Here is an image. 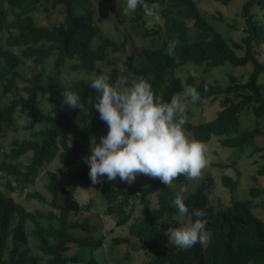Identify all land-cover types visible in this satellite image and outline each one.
Wrapping results in <instances>:
<instances>
[{"label":"trees","instance_id":"16d2710c","mask_svg":"<svg viewBox=\"0 0 264 264\" xmlns=\"http://www.w3.org/2000/svg\"><path fill=\"white\" fill-rule=\"evenodd\" d=\"M50 1L51 6L60 5V17L42 24L35 21L34 8L42 4L47 11L44 0H0L1 93L10 90L12 95L0 103V136L17 126L16 113L28 114L24 128L35 127L29 135L0 141V177L4 178L5 186V190L0 188V264H103V253L95 251L101 237L87 236L89 222L84 217H75L94 206L92 199L78 202L74 194L78 188L93 185L88 176L89 166L83 158L90 155L86 153L91 143H99L100 136L108 131V125L99 119L93 107L98 96L89 86L93 74L108 69L112 81L125 76L129 82L143 76L166 102L181 93L184 85L196 87L201 96L197 104L218 98V107L211 118L196 122L188 118L187 109L186 131L190 136L205 142L214 135L220 145L231 149L252 144L253 137L264 131V124L260 123V119L264 122V78H261L264 75V15L255 17L251 9L264 7V0L241 3L239 13L243 23L238 40L214 30L194 0H146L151 13L156 9L155 3L160 4L161 21L153 22V32H159V39L154 45H141L134 58L124 52L121 57L120 54L106 57L108 52L123 50L125 41L117 43L102 33L95 24L90 0ZM218 1L225 4L229 0ZM147 15L138 7L131 18L143 24ZM216 19L221 16L217 15ZM229 26L233 27L234 23ZM150 32L145 28L141 35L147 36ZM173 39L179 40L175 50L178 61L166 52ZM51 57L52 62L47 64ZM67 60L70 73L77 71L74 74L79 76L62 77L61 68ZM186 62L202 65L204 71L225 62L233 67L248 64L250 69L243 79L239 74L227 72V81L221 85L207 81L202 75L196 78L187 74L181 78L171 73ZM68 83L69 90L80 94L84 111L62 104V93ZM246 109L254 121L251 126L241 128L239 115ZM77 120L82 121L79 126ZM74 130L77 134L68 142ZM253 148L264 149V142ZM81 154L85 155L79 159ZM21 156H25L24 162L20 161ZM54 157L58 165H63L58 167L60 172L45 171V191L33 190L41 165ZM76 159H79V172L70 167ZM102 179L103 184H96L105 201L101 218L115 216L116 225L127 222L126 234L110 240L113 245L128 242L141 249L146 256L144 264H264V221L255 213L251 202L254 196L264 194V186L249 187V199L230 196L228 202L215 206L207 192L213 187V179L206 174L185 194V203L192 220L196 219L191 216L193 209L207 212L206 229L211 239L205 245L182 250L160 247L165 231L181 226L172 204L171 188L159 178L143 174L131 185L121 182L119 177L111 182L106 176ZM187 181L181 175L173 184ZM220 182L229 190L236 187V180L227 174L220 175ZM12 191L25 200L38 198L45 209L25 208L10 194ZM151 193L156 197L153 205L148 203ZM136 204L140 213L134 215ZM41 217L45 220H40ZM184 219L186 222L188 217ZM26 222L31 227L26 228ZM73 243L75 250L68 253ZM119 264L122 263L119 261Z\"/></svg>","mask_w":264,"mask_h":264},{"label":"rangeland","instance_id":"374dc122","mask_svg":"<svg viewBox=\"0 0 264 264\" xmlns=\"http://www.w3.org/2000/svg\"><path fill=\"white\" fill-rule=\"evenodd\" d=\"M45 5H47V11L43 9L42 4H36L34 8V18L37 23H48L59 19V8L60 5L51 6L50 0H44ZM200 10L201 15L212 25L214 30L219 31L223 36L229 37L234 40H238L241 35V25L243 23V17L240 15L239 11L241 8V3L244 0H229L225 4H221L218 0H194ZM91 6L93 8V16L95 24L100 28L102 33H105L108 37L114 39L117 43L123 41V50H119L116 53H109L106 57H112L114 54H120L122 56L123 52L128 54L131 58H134L140 50L141 45H154L159 39V32H153L154 21L160 22L161 18L158 15L159 3H155L156 9L147 15V19L143 24H139L137 20L131 18L132 13L125 15L124 8L127 5V0H90ZM254 12V16L262 18L264 15V7L260 8L253 6L251 9ZM47 15V16H46ZM220 15L221 19H216V16ZM46 16V17H45ZM234 23V26H229V23ZM145 28H148L150 32L149 35L143 36L141 33ZM2 43V39H0ZM69 61H74V59H68ZM68 60L63 64L61 68V75L64 79L74 78L79 76L77 71H72L68 66ZM52 62V57L47 60V64ZM204 66H194L191 62H186L172 70V74L178 75L184 78L187 74H192L196 78L202 75L209 82H216L221 85L225 84L227 81V72L240 75V79H243L247 74L250 66L248 64L231 66L228 63H223L220 65L212 66L203 70ZM70 73V74H69ZM85 75L83 72H79ZM264 78V75H261ZM21 81H17L19 83ZM21 85V84H19ZM0 84V103H5L8 98H10L11 91L7 90L5 93H1ZM186 86L184 85V88ZM183 88V90H184ZM63 98H61L62 101ZM218 98L213 100H203L200 103H189L187 109L189 110L188 118L193 122L199 119H207L213 116L215 108L218 106ZM17 126L15 128H9L2 136H0V141L7 142L12 136H23L28 134L35 127L24 128V124L28 120L27 113H16ZM254 118L248 111V109L243 110L239 115V123L241 128L249 127L253 124ZM82 123L81 120H77V126ZM260 123L264 124L263 119H260ZM75 131V130H74ZM71 132L68 137V142L77 134V132ZM188 133V132H187ZM189 134V133H188ZM94 138L90 141V143ZM264 142V131L256 134L253 137L252 144L243 145L241 148L231 149L227 146H222L218 143L216 136L211 135V137L205 141L208 147L207 158L209 159V165L203 170L202 177L197 180H188L183 184H173L172 195H174L180 190L181 187L187 189L186 193L193 190L196 184L206 175L210 174L213 181L212 186L207 189L209 195V201L213 205L217 203L228 202L230 196L237 197L240 199H249V187L255 186L261 188L264 186V170L258 172L259 169L264 168V149L254 150V146L261 145ZM91 153V147L86 154ZM85 154L78 156L80 159ZM79 159H76L70 164L71 170L74 172H79ZM21 162L25 161V156H21ZM47 170H56L60 172L58 168L57 157H54L48 163L41 165L39 173L34 178L33 190L45 191L43 183L46 181ZM227 174L231 178L236 180V187L233 190H229L226 186L221 184L220 175ZM254 176V178L252 177ZM4 178L0 177V188L5 190L3 185ZM7 193V191H6ZM185 193V194H186ZM14 199L21 202V204L29 209L34 210L35 208H43V203L36 197H32L29 200L22 198L19 193H10ZM78 202H84L87 199L93 200V208L87 212H80L75 214L78 219L86 218L89 222L88 230L85 231L87 236H92L94 239L101 237V244L95 247V251H101L104 255L103 264H144L145 254L141 249L136 248L131 245V243H120L112 244L110 238L116 235L126 234L127 222L116 225L115 216H110L108 218H101L100 212L105 204L104 199L98 192V185H90L86 187L78 188L74 194ZM156 201L154 193L148 196V203L153 205ZM252 208L257 215H259L264 221V194L254 196L251 199ZM45 204V203H44ZM138 205L136 204L133 209V214H139ZM40 220H45L44 217L39 218ZM31 227V223L26 222V228ZM31 239V238H30ZM76 244H72L68 248V253L75 250ZM160 247L165 249H174L176 247L168 243V237L166 231L164 233V239L160 242ZM85 251V248L82 249ZM87 257V255L85 256ZM86 261V260H85Z\"/></svg>","mask_w":264,"mask_h":264},{"label":"clouds","instance_id":"9594fccd","mask_svg":"<svg viewBox=\"0 0 264 264\" xmlns=\"http://www.w3.org/2000/svg\"><path fill=\"white\" fill-rule=\"evenodd\" d=\"M138 7L151 15L146 0H127L125 15L134 13ZM178 44L179 40L173 39L166 49L177 61ZM89 86L98 93L93 107L99 119L108 125L107 134L100 136L99 143H91L90 155L83 158L89 166L88 176L93 185L103 184L105 176L109 182L119 177L121 182L131 185L143 174L159 178L166 187L172 188L174 180L181 175L188 180L202 177L210 163L207 144L186 131L188 104L201 100L196 87H185L166 102L155 93L147 78L134 77L129 82L128 77L118 76L112 81L108 69L101 74L94 73ZM70 88V83L65 85L62 104L84 111L80 94ZM58 167H63L62 163ZM186 191L181 187L172 201L181 226L166 230L168 243L182 250L205 245L211 239L206 229L207 212L193 209L191 216L196 219L192 220L185 203Z\"/></svg>","mask_w":264,"mask_h":264}]
</instances>
